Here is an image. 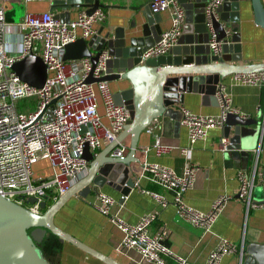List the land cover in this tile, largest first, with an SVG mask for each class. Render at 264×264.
<instances>
[{"label": "built area", "instance_id": "1", "mask_svg": "<svg viewBox=\"0 0 264 264\" xmlns=\"http://www.w3.org/2000/svg\"><path fill=\"white\" fill-rule=\"evenodd\" d=\"M223 0H207L205 15H217L216 9ZM153 13L168 12L170 26L161 32L160 38L141 54V61L164 55L177 42L181 35L185 11L179 0H150ZM106 13L98 8L91 15L83 9L69 22L54 17L53 12H27L17 24L5 21V8L0 4V195L22 205L34 213H41L40 201L44 196L55 199L65 193L79 178L86 174L88 161L83 157L84 145L92 152L97 151L103 142H110L130 120V110L114 101L107 80L93 83L85 81L92 70L88 57L64 60L65 45L78 38L88 39L96 33L95 23L103 21ZM221 42L214 36L209 40L210 50L219 54ZM39 56L47 67L44 84L37 88L21 80L12 68L14 62L27 55ZM103 53L94 67V78L106 75ZM236 83L264 86V71L240 72L231 74ZM217 92L221 111L216 115L197 114L184 106L179 107L180 124L187 129L190 148L200 140L206 139L208 131L222 128L226 114L237 112L230 106V99ZM99 94L104 113L98 112ZM36 98L34 110H22L16 105L19 99ZM55 99V102L52 101ZM49 112L51 119H49ZM106 119V123L102 120ZM148 129V128H146ZM149 130V129H148ZM228 138L219 139V148L226 150ZM262 141L252 149L257 156ZM154 147L160 151L159 139ZM126 146L121 143L117 156L124 155ZM148 148L144 149L146 153ZM39 160H47L51 174L42 179H34L33 166ZM196 167L186 165L181 171L173 167L141 163L136 176L144 177L172 194L176 207L175 219L188 223L207 232L211 229L222 207L232 199L231 194H220L211 203L208 211H200L185 203L184 195L195 178ZM238 197L247 207H251L255 185L264 184V165L257 168V161L249 171L239 170ZM162 206L168 201L149 190ZM93 205L102 214L111 217L121 231L120 251L135 250L139 262L147 264H166L167 258H175L180 264L186 260L175 256L165 243V230L150 233V225L156 219L155 212L143 214L135 223H129L112 214L115 199L95 189ZM29 197L35 201L27 202ZM125 196L121 195V199ZM264 206V202L261 204ZM237 252L234 243L220 238L209 252L204 264H221L225 255Z\"/></svg>", "mask_w": 264, "mask_h": 264}, {"label": "crops", "instance_id": "2", "mask_svg": "<svg viewBox=\"0 0 264 264\" xmlns=\"http://www.w3.org/2000/svg\"><path fill=\"white\" fill-rule=\"evenodd\" d=\"M150 0H101L106 13L103 21L95 23L96 33L109 32L113 37L116 30L123 33L124 47H130L132 37H143L142 27L157 28L160 32L170 26L168 12L159 13V18L144 17L143 10ZM205 0H185L181 2L185 11L182 26V40L180 47L189 45H206L194 43L199 37L198 20L200 19L202 3ZM52 0H0V4L9 11L8 17L22 19V12H41L50 10ZM225 8L218 13L226 18L229 33H235L239 37V50H229V57H237L241 60L230 61L237 64H264V28L255 21L252 3L250 0H223ZM264 7V0H261ZM21 10V11H20ZM80 8L70 9V20L74 19ZM19 11V12H18ZM60 10L57 11L59 13ZM234 19V20H233ZM133 22V23H132ZM14 24L13 22H9ZM232 27V28H231ZM230 30H233L232 32ZM95 33V34H96ZM150 33L147 37H151ZM89 39V38H88ZM142 40V39H141ZM203 46V47H204ZM206 48H203V52ZM115 71V70H114ZM112 93L127 88L126 80L111 81L108 83ZM222 92L229 97L230 106L237 113L255 117L260 109L264 108V86L244 85L236 83L231 75L222 81ZM98 96V112L104 113L102 100ZM183 104H178L173 109H168L161 117L153 120L148 129L139 135L137 142V156L140 163L137 164L136 173L140 172L141 163L147 161L165 166H170L181 171L186 165L196 167L195 178L192 185L184 195L185 203L200 211H208L212 201L220 194H231L229 200L219 212L211 229L207 232L188 223L176 221V207L172 203V194L162 187L150 182L144 177H139L137 185L129 194L121 199L120 192L114 187L104 184L99 189L115 199L112 214L129 223L137 222L140 217L148 212H155L157 217L150 225V233L165 230V243L175 256L186 260V264H204L209 252L216 246L220 238H226L237 247V252L225 255L221 264H240L239 251L244 243L255 242L264 244V184H257L252 194V206L247 207L237 197L239 170L249 171L254 162L257 168L264 165V150L262 149L257 160L255 156L239 158L232 152L219 148V139L223 136L222 128H213L208 131L206 139L197 141L186 154L184 148L189 147L187 129L178 123L180 106H184L197 114L216 115L221 111V106L202 104L201 94L184 93ZM106 123V119L102 117ZM159 139L160 151L154 147L155 139ZM128 152L129 137L122 142ZM108 145L103 142L100 152ZM148 148L144 153V149ZM251 153V150H249ZM40 161V160H39ZM37 161L34 165H36ZM47 172L42 178L51 174L49 163H46ZM94 189V188H93ZM85 193V196L75 195L70 197L54 215V223L63 231L71 234L96 252L113 259L117 264H147L139 262V254L135 250L119 249L121 231L111 220V217L99 212L93 205L94 190ZM152 193L165 198L168 203L162 206ZM254 191V190H253ZM47 204H51L55 198L47 196ZM45 258L51 264H106L97 257L88 254L75 245L60 240L52 233L46 232L39 244ZM166 264H180L175 258H167Z\"/></svg>", "mask_w": 264, "mask_h": 264}, {"label": "water", "instance_id": "3", "mask_svg": "<svg viewBox=\"0 0 264 264\" xmlns=\"http://www.w3.org/2000/svg\"><path fill=\"white\" fill-rule=\"evenodd\" d=\"M179 1L181 3L185 0ZM250 1L256 23L264 28V7L261 0ZM205 4L202 3L200 10L197 26L199 37L194 43H208L206 47L189 45L181 48V34L166 54L141 61V54L157 42L161 34L156 27L148 30L146 26L142 27L143 37L135 36L130 39V47H124L123 33L117 30L113 37H110L109 32L101 34L100 30L89 39L78 38L65 45L64 60L84 57L90 59L92 70L86 77V82H129L127 88L115 91L113 98L117 104H123L130 110V120L100 152H92L85 143L83 157L88 161L86 174L51 204H47L48 197L44 196L40 201L43 209L41 213H34L0 195V264H51L39 248L46 232L75 245L106 264H117L113 259L96 252L60 229L54 223L55 213L70 197L85 196V193H89L93 188H101L104 184L114 187L122 196H127L137 185L136 167L140 163L137 156L139 135L168 109L174 110L176 105L183 104L184 93H199L202 104L220 106L217 92L226 76L240 72L264 71V64L229 63L241 60V57L237 55L232 57V60L229 57V50L238 51L240 45L238 35L229 33V24L225 23L227 17L223 16L224 13L218 17V13L226 9V3L220 4L216 9L217 15H211L209 19L205 15ZM181 5L183 6L182 3ZM102 7L104 5L101 0H52L50 11L55 18L69 22L70 9L80 8L87 15H91ZM143 15L148 20L149 17H154L156 22L159 18V13L151 11L150 1L144 7ZM150 33L152 36L147 37ZM213 36L217 42H221L219 54L210 50L209 40ZM203 48H206L204 52ZM103 53L107 54L106 75L94 78L92 71ZM12 68L21 80L37 88L44 84L47 76L46 65L39 56L33 54L14 62ZM54 102L55 99L52 103ZM177 114L180 123L179 110ZM222 129L223 136L229 140L225 151L232 152L235 157H253L252 149L261 141V149L264 150V108L260 109L255 117L228 112ZM126 137H129L128 152L122 156L115 155ZM34 201L33 197L27 199L30 203ZM239 255L240 264H264V244L244 243Z\"/></svg>", "mask_w": 264, "mask_h": 264}, {"label": "rangeland", "instance_id": "4", "mask_svg": "<svg viewBox=\"0 0 264 264\" xmlns=\"http://www.w3.org/2000/svg\"><path fill=\"white\" fill-rule=\"evenodd\" d=\"M7 11H9L7 8H5V21L7 23L9 22H13L14 24H17L20 19H14L16 20L15 22L10 20L9 17L7 16L8 13ZM21 11V10H20ZM19 12V11H18ZM22 16H24V13L22 12ZM12 24V23H10ZM16 105L19 109H22V110H34L36 108V98L34 97H30V98H23V99H19L17 102H16ZM48 161L47 160H40L36 165L33 166V177L34 179H42V177H44L46 175V172H47V166H46V163ZM258 186L255 185L254 188H257ZM256 189H254L253 192H255ZM43 209H41V212H42Z\"/></svg>", "mask_w": 264, "mask_h": 264}]
</instances>
